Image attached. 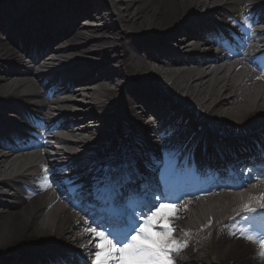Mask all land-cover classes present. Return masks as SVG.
I'll list each match as a JSON object with an SVG mask.
<instances>
[{
    "label": "bare ground",
    "instance_id": "1",
    "mask_svg": "<svg viewBox=\"0 0 264 264\" xmlns=\"http://www.w3.org/2000/svg\"><path fill=\"white\" fill-rule=\"evenodd\" d=\"M103 1L17 0L16 3L18 4H15L22 5V9H26L21 14L16 11V8H18L16 5H13V7L9 5L6 8L8 17L14 23L17 22L18 29L26 28L24 24L25 22H30V20L45 21L47 23L50 21V23H53L55 18L62 19V15L65 16V24H67L73 19L77 20L81 15L92 17V11L96 12L100 19H103L102 8L103 4L106 5V3L109 4L110 9L113 10V14L116 15L114 22L108 23L104 21L98 27H87L82 22L77 26L78 33L84 34L88 30L92 32L91 34L87 33L83 37L75 36V38H68L54 47V54H66L68 59L74 60L71 65L67 66V73L73 69H77L79 73L82 71L83 75H86L81 79L78 78L74 83L84 79H92L89 80L92 81L91 84H83L79 86V89L72 88V82L68 86L65 84V82H68L65 77L66 75L61 80L55 81L58 87L60 86L58 91L66 94L60 102L63 107L58 111L59 115H63L62 117L66 118L60 125L63 130H67L75 136H77V132L97 133L96 139H98L106 131L105 129H111L112 127L110 123L104 126L107 122L104 120L103 115L93 116V118H96L94 119L96 123L88 124V121L85 120L83 123L70 126L67 124L71 121L69 117L70 113L76 116L77 110L84 109L85 111V109H92V106L103 107L107 103L109 105L111 104L117 112L118 104L112 102V98L110 99V95L115 90L109 86L111 84H117V87L121 88L123 85L119 84L117 81L118 78L127 77L129 73L133 74L132 77L134 75L138 76L143 71H146L147 76H156L163 84H169L170 91L176 89L181 93L182 97H185V95L189 96L188 100H191L190 104L194 110L200 115L205 114L206 118L213 121L219 128H229L237 124L243 125L254 112H257V114L264 113V89L257 87V84L249 85V82L246 80H243L245 83L244 86L238 87L232 80H228L222 72L215 71L213 67H215L216 61L211 58L214 55L209 56L207 53H199L198 51L202 45H196L194 31L186 30L189 24L193 25L196 21L202 20V18L214 17V11L222 10L219 8V5L221 4L220 1L223 0H111V3H104ZM244 1L246 0H242L241 3L245 4L246 2ZM118 3L126 4L125 12L117 7ZM211 4H216V7L211 9L209 7ZM200 8L202 10L206 8L204 15L201 17H199V13L195 12L196 9ZM132 10L134 11L131 12ZM262 11L264 12V9ZM126 12L131 13L128 16ZM259 20L264 22V15L260 16ZM2 22L0 20V23ZM75 22L73 21L72 24ZM44 30L39 32L40 37L38 38L41 39V36L46 33ZM124 30L131 35L125 37L128 40L121 47L118 45L117 40L111 41L109 47L100 43L105 40L103 38L108 36L106 33H112L114 34L113 36H117ZM165 31L168 33L167 36L173 40L167 44L169 47H165L161 39L162 37H159V34ZM49 33L53 34L51 32ZM178 35H183V37H178ZM53 36L54 34L42 37L50 40ZM179 39H187L181 42V46L185 48L188 45L187 48L190 52L183 53L182 50L175 48L174 44L179 43ZM42 42L40 40V42L35 43L33 46V49L37 51L35 53L36 56L41 50L38 51L39 47L37 48V46L42 44ZM117 49L119 55L112 59V65H117V62H121V65L109 72L103 70V68L107 67L108 62L98 63L96 72L90 73L89 63L72 58L75 51H83L87 55L102 56L104 54L105 56H110L112 50ZM121 50H123L122 55H120ZM18 55H20V46L17 47L8 38L4 41L1 39L0 66L6 65V68L0 70V93H8V95L13 96L17 95L21 98L29 97L32 94L41 96V88L38 86V83L41 84L42 78L45 77L44 75H47L51 80H55L57 74L62 70L60 69L57 73L47 72L46 74H42L40 67L52 68L54 66L53 64L65 62V59H60L59 62H56L52 60H57V58L47 60L46 57H43L35 60V63L31 67L21 68L16 63L20 61ZM207 56L210 57L208 61H210L209 64L211 65H206L207 63L205 62L201 63L202 60H207ZM155 62L157 63L153 64ZM122 66H124V69ZM164 66H169V68L167 69ZM135 79H131L130 85H133L132 83H134L133 81ZM76 90L77 92L74 93ZM25 91L27 92L24 93ZM70 92L73 94L84 93L87 99L82 101L87 102L86 105H79L76 102L79 98L68 96ZM146 92L148 108L150 113L154 115L156 121L164 124L165 120L171 117L169 113L179 109V107L174 105L173 107L168 106L169 104L166 105L167 101L164 102L162 98L157 97L153 90ZM91 93L94 96V100L88 98ZM138 95L143 98L142 94L139 93ZM57 97L54 96L53 100L57 99ZM3 99L6 102L7 98L4 97ZM130 100L131 103H135L134 100H136L131 92ZM116 101L120 103L121 99H116ZM126 106L123 107L125 108ZM89 111L91 112L88 113ZM130 113L135 119V122L141 123L144 119V115H139L138 110L134 106L130 107ZM81 114L84 120V118L92 114V110L86 111L87 115L84 113ZM72 118L77 120L80 117L76 116ZM139 123L137 125L141 127ZM172 126H175L176 130L181 127H186L177 122L172 124ZM61 140L66 142L65 144L74 147L81 146L80 139L75 140L63 137ZM74 141H79V143H74ZM156 147H160L159 142L156 144ZM67 151L69 150L61 147L56 152V156L60 157L63 153L67 157H72L73 153L71 154ZM21 155L24 154L21 152H13L6 148L0 150V175L12 167ZM6 183L7 181L0 179V186H5ZM50 203L51 201H48L45 195L27 200L20 196L18 190L12 192L11 195L1 192L0 250L21 246L23 241L26 243H34L35 240L45 237L50 239L55 237V239L71 242V233L77 228L76 219L69 209L64 208L62 205H55L49 208L48 205ZM223 245H226L225 238ZM254 245L245 239H239L236 243L232 242L227 247L228 256H233L236 260L241 261L242 264H260L261 259L257 255L259 249L256 244Z\"/></svg>",
    "mask_w": 264,
    "mask_h": 264
},
{
    "label": "snow or ice",
    "instance_id": "2",
    "mask_svg": "<svg viewBox=\"0 0 264 264\" xmlns=\"http://www.w3.org/2000/svg\"><path fill=\"white\" fill-rule=\"evenodd\" d=\"M251 15L248 14L249 17ZM123 168V165L101 167L96 178L98 199L120 198L125 186L138 191V186L131 182V171H123ZM44 172L43 180L47 182L46 168ZM141 195L143 199L133 201L125 210L120 226L110 231L98 230L101 225L92 227L86 222L85 233L91 234L93 239L98 237V240L93 245L94 252L88 245L81 244V248L87 250L85 264H179L177 257L188 248V243L177 240L173 235V221L178 218L175 216L177 205L163 202L166 199L163 196L150 198L146 190ZM157 200L161 201L158 205ZM137 207L141 209L139 221L142 222L137 219ZM144 209H147L146 213ZM242 210L247 214L245 221L249 228H242L241 236L258 246V256L264 260V195L251 198Z\"/></svg>",
    "mask_w": 264,
    "mask_h": 264
},
{
    "label": "rangeland",
    "instance_id": "3",
    "mask_svg": "<svg viewBox=\"0 0 264 264\" xmlns=\"http://www.w3.org/2000/svg\"><path fill=\"white\" fill-rule=\"evenodd\" d=\"M125 8H126V4H124V5H120V9L121 10H124V12H125ZM135 10V9H134ZM134 10H132L131 12H133ZM131 12H126L127 14H128V16H129V14L131 13ZM5 31V30H4ZM0 35L2 36V35H4V37H5V33L3 32V31H1L0 30ZM79 97V96H78Z\"/></svg>",
    "mask_w": 264,
    "mask_h": 264
}]
</instances>
